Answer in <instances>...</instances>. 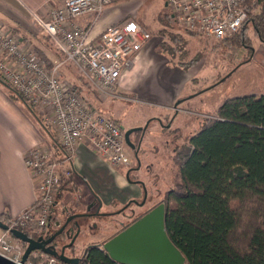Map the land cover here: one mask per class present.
<instances>
[{"label":"rangeland","instance_id":"obj_1","mask_svg":"<svg viewBox=\"0 0 264 264\" xmlns=\"http://www.w3.org/2000/svg\"><path fill=\"white\" fill-rule=\"evenodd\" d=\"M166 1L120 0L109 6L111 16H108L107 8L98 22L99 25L97 24L98 28L94 35L102 33L110 24L125 20H135L151 34V38L144 43L134 60L138 62L141 52L145 49L141 56L143 60L139 66L137 77L139 79L129 82L126 86H118L117 92L125 94L128 100L103 95L98 91L96 84L80 74L73 64L66 62L63 65V72L70 80L62 72L64 78L79 85L82 95L95 106L96 110L106 116L118 118L125 130L133 127L146 128L138 152L139 158H136L135 151L128 148L130 166H114L88 146V153L94 157L92 159L100 161L101 164L97 163L100 166L95 169L97 171L95 174L99 175L97 183L94 182L96 178L92 173L87 187H97L101 197L104 198L106 195L110 203H104L102 215L94 214L86 221H79L82 226L81 232L73 245L66 250L67 263H78L90 244L95 241L104 243L119 233L124 226L132 223L136 217L164 199L166 192L174 186L177 171L173 148L182 146L186 140L197 134L206 119L215 115L217 108L225 99L264 93V55L260 53L261 58L259 60L255 58L256 52L262 49L263 42L256 36L253 27L247 30V39L243 40L247 45L242 44L243 37L236 41L231 39L211 41L203 35L187 31L174 19L169 20L167 15L170 8L166 6ZM34 13L39 14L33 11L29 19L34 20ZM259 13L260 9L256 8L251 16ZM34 21H30V24L25 22L30 27L31 24L35 26L36 32L30 36L23 31L24 29L20 31L15 26L11 27L17 28L34 50L35 47L45 48L49 59H61L63 56H59L49 45V40ZM193 59L196 61L191 63ZM45 63L47 64L46 61ZM11 91L18 97L17 99H21L18 94ZM38 114L44 117L39 112ZM131 138L138 142L137 134H132ZM54 140V137L50 136L51 145L46 147L57 148L58 144ZM137 177L142 178L146 189L149 187L155 194L154 201L143 207L132 205L136 208V214L132 216L103 215L118 212L125 204H129L132 197L141 192L143 195L144 186L136 181ZM74 178L78 179V175ZM77 190H81V186L77 187ZM66 193L67 191L64 195ZM67 203L72 209L74 205L68 200ZM93 206L94 200L82 206L81 210L86 212L91 207L95 211L100 204ZM64 212L60 206L55 217L57 222L66 218ZM53 230L56 228L53 227ZM65 237V242L72 241L67 235Z\"/></svg>","mask_w":264,"mask_h":264},{"label":"built area","instance_id":"obj_2","mask_svg":"<svg viewBox=\"0 0 264 264\" xmlns=\"http://www.w3.org/2000/svg\"><path fill=\"white\" fill-rule=\"evenodd\" d=\"M118 1L65 0L47 17L34 13L37 25L63 55L52 67L17 29L0 27V79L44 116L58 144V149L37 145L25 152V165L37 181V198L18 216L3 220L0 214L10 228L43 235L57 226L60 206L63 211L67 208L59 194L74 173L82 145L92 147L114 166H130L121 125L96 110L61 71L70 62L103 95L128 100L117 92L118 86L151 34L135 20H125L94 35L104 11ZM166 6L170 18L187 31L218 42L235 35L252 12L247 0H167ZM24 252L21 242L0 229V255L30 264L22 263ZM54 262L50 258L49 263Z\"/></svg>","mask_w":264,"mask_h":264},{"label":"trees","instance_id":"obj_3","mask_svg":"<svg viewBox=\"0 0 264 264\" xmlns=\"http://www.w3.org/2000/svg\"><path fill=\"white\" fill-rule=\"evenodd\" d=\"M247 4L252 12L259 8L260 13L249 17L229 39L243 37L241 42L246 44L243 40L247 39V30L253 27L264 42V0H247ZM167 18L171 20L170 14ZM43 34L54 51L63 56ZM35 50L49 67L54 65L56 60L49 59L45 48ZM72 84L81 93L79 85ZM11 95L18 98L12 91ZM24 103L54 137L39 111ZM141 132L133 134L139 137ZM174 162V186L161 202L166 205V231L185 255L186 264H264V93L225 99L199 132L176 148ZM3 217L7 219L8 214L3 213ZM52 231L37 235L25 230L34 238ZM12 237L26 248L25 243ZM101 244H90L76 264H118L101 249ZM50 258L55 259L53 264H73L42 250L33 252L28 261L50 264Z\"/></svg>","mask_w":264,"mask_h":264},{"label":"crops","instance_id":"obj_4","mask_svg":"<svg viewBox=\"0 0 264 264\" xmlns=\"http://www.w3.org/2000/svg\"><path fill=\"white\" fill-rule=\"evenodd\" d=\"M64 1L0 0V27H5L4 24L10 25L9 27L15 26L20 31L24 29L23 31L30 36V34L36 32L35 26L31 24L30 27L25 22L30 24V21H34L29 19L32 12L37 11L42 16L47 17L53 8L62 5ZM107 11H109L108 16H111L109 7ZM98 25L95 26V30H97ZM23 37L27 40L24 35ZM262 46V49L256 52L255 58L257 60L261 58L260 53L264 55V42ZM143 52H141V56ZM141 56H139L140 60L138 62L134 61L133 67L127 71L119 86H126L129 82L133 80L135 82L139 79L137 78L139 66L143 60ZM143 56L145 58V54ZM11 90L9 86L0 81V214L6 213L9 216H18L35 202L38 192L37 181L25 165V152L37 145H51V142H49L50 134L27 108L24 101L11 95ZM123 95L127 97L125 94ZM88 152L89 147L87 145L80 147L74 164V173L63 185L59 200L63 201L68 208L64 210L65 216L85 213L81 210L82 206L90 204L93 200L100 204L97 198L101 200L102 207L105 202L110 203L106 199V195L104 198L101 197L100 190L97 187L94 188L92 185L91 188L87 187L92 173L96 178L94 182L97 183V176L99 175L95 174L97 172L95 169L100 166L97 163L101 164L100 161L92 159L94 157ZM75 175H78V179L74 178ZM79 186H81V190H77ZM65 191H67L66 195H64ZM140 195L142 196V192L132 197V199H138ZM67 200L74 205L72 209H70V206L68 207Z\"/></svg>","mask_w":264,"mask_h":264},{"label":"water","instance_id":"obj_5","mask_svg":"<svg viewBox=\"0 0 264 264\" xmlns=\"http://www.w3.org/2000/svg\"><path fill=\"white\" fill-rule=\"evenodd\" d=\"M121 127L123 130H125L124 126ZM145 130V127H133L125 130L126 144L129 148L135 151V156L137 159L139 158L138 152L141 144L136 145V143L131 139V135L138 131H143L144 134ZM127 176L129 177V174ZM145 200H143L141 204H144ZM133 201L136 200H131L129 204H131ZM101 206L102 203H100V207ZM88 209H90V207ZM165 212L166 205L164 202H162L135 220L122 231L111 237L109 240L105 241L100 247L110 256L113 261L117 262L118 264H186L187 259L185 255L173 243L166 231ZM99 214L101 213H95V215ZM90 215L92 214H72L67 218L64 224H61V227L57 232L49 236H39L38 238L30 236L27 232L21 229L10 228L9 225L1 219L0 229L9 231L14 237L27 245L22 258V263L27 262L30 255L37 250H42L49 255L59 257L67 262L68 257L66 254V249L73 245L75 239L80 234V222H76L75 228L73 227L67 230L71 236L70 238H72L70 243L58 248L60 243L59 238L62 236L66 228L69 226V223L73 219L87 217ZM57 225H60V222H58ZM0 264L18 263H15L12 260L0 255Z\"/></svg>","mask_w":264,"mask_h":264},{"label":"flooded vegetation","instance_id":"obj_6","mask_svg":"<svg viewBox=\"0 0 264 264\" xmlns=\"http://www.w3.org/2000/svg\"><path fill=\"white\" fill-rule=\"evenodd\" d=\"M142 136H143V131L140 133V136L138 137L139 138V140H138V142H135L136 143V145H139V144H142V142H141V138H142ZM184 144V143H183ZM181 146V145H180ZM177 147H179V146H177ZM175 151H176V148L174 149L173 148V152L175 153ZM173 153V154H174ZM131 172L132 171H130V174H131ZM136 175V174H135ZM136 181H140V183H141V185H143L144 186V192H143V195H142V197H140L138 200H137V198H133V199H136V201H133L131 204H129V205H127V204H125V206L120 210V211H118V212H116V211H113V212H108V213H105V214H103V215H107V216H110V215H113V214H125V215H128V216H132V215H134V214H136L135 213V210H136V208H133L132 207V205H136V207H143V206H145V205H148V204H150V202H152V201H154V199H155V194L153 193V192H151V190L149 189V187L146 189V187H145V184L143 183V179L142 178H139V177H137V180ZM147 190V196H146V193H145V191ZM132 199V200H133ZM146 199V200H145ZM100 201V199H98L97 198V201ZM143 200H145V203L144 204H141L142 202H143ZM160 203H162V202H158V203H156L154 206H152L149 210H151V209H153L155 206H157L158 204H160ZM97 205V203L94 201V206H96ZM93 206V207H94ZM101 208H102V206L100 207H98V209H94L95 211H93V209L90 207V209H88L85 213H90V214H92V215H90V216H87V217H82V218H76V219H73L70 223H69V226L66 228V230L64 231V233L62 234V236L59 238L60 239V243H59V247L58 248H60L61 246H63V245H65V244H68L67 243V241L65 242V236L67 235L68 237H71L70 235H69V233H68V229L70 228V226L71 225H73L72 226V228L74 227L75 228V226H76V222L77 221H80V220H88V219H90V217H92V216H94V214L95 213H97V212H100V213H102V211H101ZM68 208H66L65 210H67ZM130 210V211H129ZM149 210H147L146 212H144L142 215H140V216H138V217H136L135 218V220H137L138 218H140L141 216H143L145 213H147ZM75 214H77V213H75ZM72 215V214H71ZM99 215H102V214H99ZM70 215H67L66 216V218H64L61 222H60V225H54V228H56V230H53V228H51V230L50 231H52L49 235H51V234H53V233H55V232H57L59 229H60V227H61V224H64L65 222H66V220H67V218L69 217ZM134 220V221H135ZM133 221V222H134ZM132 222V223H133ZM131 224V223H130ZM130 224H128V225H126V226H124V228H126L127 226H129ZM82 227V226H81ZM124 228H122L120 231H122ZM66 231H67V234H66ZM75 231H76V229H75ZM119 231V232H120ZM117 234V233H116ZM49 235H46V236H49ZM114 236V235H113ZM112 236V237H113ZM111 238V237H110ZM109 238V239H110ZM108 239V240H109ZM57 241H58V238H57ZM103 244V243H102ZM101 244V245H102ZM102 249V248H101ZM67 250V249H66Z\"/></svg>","mask_w":264,"mask_h":264}]
</instances>
